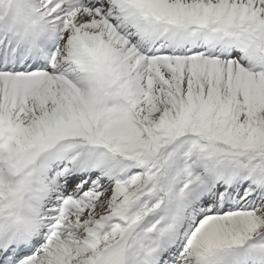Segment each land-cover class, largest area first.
Returning <instances> with one entry per match:
<instances>
[{
  "label": "snow or ice",
  "instance_id": "snow-or-ice-1",
  "mask_svg": "<svg viewBox=\"0 0 264 264\" xmlns=\"http://www.w3.org/2000/svg\"><path fill=\"white\" fill-rule=\"evenodd\" d=\"M0 264H264V0H0Z\"/></svg>",
  "mask_w": 264,
  "mask_h": 264
}]
</instances>
